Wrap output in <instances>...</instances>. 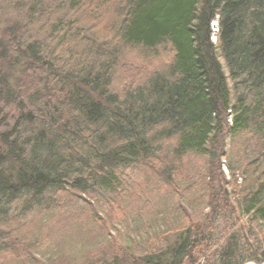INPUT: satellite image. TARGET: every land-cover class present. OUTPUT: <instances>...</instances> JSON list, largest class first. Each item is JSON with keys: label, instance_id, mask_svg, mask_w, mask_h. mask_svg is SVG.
Segmentation results:
<instances>
[{"label": "trees", "instance_id": "obj_1", "mask_svg": "<svg viewBox=\"0 0 264 264\" xmlns=\"http://www.w3.org/2000/svg\"><path fill=\"white\" fill-rule=\"evenodd\" d=\"M3 5L22 11L0 26V264H196L217 217L238 212L264 226V0ZM139 58L120 84L118 68ZM195 157L205 159L206 216L173 222L172 241L162 232L161 244L135 253L107 232L89 236L81 254L55 244L37 256L51 249L50 232L77 218L76 200L119 194L126 168L169 183ZM223 233L214 264H245L251 244ZM254 252L264 260V242Z\"/></svg>", "mask_w": 264, "mask_h": 264}, {"label": "rangeland", "instance_id": "obj_2", "mask_svg": "<svg viewBox=\"0 0 264 264\" xmlns=\"http://www.w3.org/2000/svg\"><path fill=\"white\" fill-rule=\"evenodd\" d=\"M1 1L4 2L5 0ZM3 6L4 9L0 10L3 13V16L0 15V26L3 25L2 21L5 20L7 22L9 17L18 15L22 11L18 12L11 5L9 7L8 5ZM2 17L7 18L3 19ZM40 28L41 24L38 22L34 26V33L30 36L38 38L40 36L38 34L41 33ZM30 36L28 38H31ZM134 56L128 55L127 58L131 60ZM128 59L125 67L118 68L117 71L118 76L121 77L120 84H122L121 80L124 79V76L130 77V75H133L130 66L141 65L140 58L138 61H129ZM237 156L240 158L242 154L240 153ZM195 158L197 160L191 166L187 167L186 164V172L188 173L186 176L182 177L183 173L179 175V173L174 172L172 180H168H171L169 183L157 176L156 178L153 176L152 180L150 174L153 171L147 167L131 166L126 168L124 172L126 178L125 187L119 194L112 193V195L108 194L106 197L97 195L98 197L90 205L84 200H76L74 203L78 206L77 218L66 222L63 230L57 228L50 232L48 237L51 239L48 240L47 244H51V249L47 250V254L38 253L39 255L37 256L47 259L48 256L52 255V251L56 252L54 250L55 244L63 246V249L68 251L72 249V252L77 254L92 243L87 241L89 236L95 239L100 235L101 239H106L109 236H105L102 233L107 232L111 235H120L122 246L124 248L130 246V251L135 253L142 251L146 246L155 247L161 244L164 240L162 232H165L169 236V240L172 241L174 239V231L168 232V230L174 229L173 222L179 225L182 224L186 219L184 214L187 215V213L188 216L198 220L206 216L205 211L208 207L204 204L205 195L201 180L203 170H206V165L204 166L205 159L201 157ZM155 163L156 168L162 169L164 166V164L161 165V162L155 161ZM222 170L224 176L230 179L228 168L222 167ZM156 174H158L157 169ZM147 177H149L148 180L146 179ZM237 182H240V180H237ZM108 199L113 202H109ZM70 210H73V205L70 206ZM103 217H107L106 225L103 223L104 220L101 219ZM95 218L98 220L96 221ZM79 219H83L84 222L82 224L85 225L81 226L80 231H78L76 226ZM223 230L227 233L238 230L243 236L242 244L247 246L251 244V251L246 255L248 258L245 264H264L262 256L254 252L255 250L260 252L264 242L263 224L260 220L255 221L247 215L230 211L227 212L225 218L217 217L215 219L213 238L195 249L196 264H214L216 259L214 253L224 243L226 237V235H223ZM100 240L94 241L92 245V252H95V256L103 254L102 244L104 243L100 244Z\"/></svg>", "mask_w": 264, "mask_h": 264}, {"label": "bare ground", "instance_id": "obj_3", "mask_svg": "<svg viewBox=\"0 0 264 264\" xmlns=\"http://www.w3.org/2000/svg\"><path fill=\"white\" fill-rule=\"evenodd\" d=\"M220 16L218 14H216V16L214 17V19L211 22V28H212V36H211V40L213 42H216V40L213 39L214 37V31L215 29L219 30V26H220Z\"/></svg>", "mask_w": 264, "mask_h": 264}, {"label": "built area", "instance_id": "obj_4", "mask_svg": "<svg viewBox=\"0 0 264 264\" xmlns=\"http://www.w3.org/2000/svg\"><path fill=\"white\" fill-rule=\"evenodd\" d=\"M218 31H219L218 29H215V31H214V37H213V39L216 40V41H217ZM230 121H231V119H230ZM224 168H226V167L224 166Z\"/></svg>", "mask_w": 264, "mask_h": 264}]
</instances>
